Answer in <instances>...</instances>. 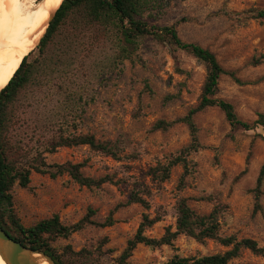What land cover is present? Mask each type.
<instances>
[{
  "label": "rangeland",
  "instance_id": "obj_1",
  "mask_svg": "<svg viewBox=\"0 0 264 264\" xmlns=\"http://www.w3.org/2000/svg\"><path fill=\"white\" fill-rule=\"evenodd\" d=\"M142 2L147 4L141 18L150 26H175L183 41L209 49L225 70L235 73L238 82L229 76L221 78L217 98L231 103L242 121L253 123L258 114H264V20L253 17V10L264 9V0ZM109 44L79 65L71 86L64 84L55 97L52 94L56 90H52L43 103L49 110L54 100L59 102V120L67 133L92 134L101 142L117 143L122 150L120 156L137 159L116 161L87 146L62 148L48 155L51 165L81 163L85 176H110L115 183L87 189L68 176L52 179L34 173L29 189H13L14 209L21 224L30 228L58 215L64 226H71L84 218L88 209L96 212L92 220L103 222L114 211L117 223L112 227L89 226L69 239L52 242L60 251L66 246L74 252L86 249L100 262L113 264L135 235L143 214L161 216L162 220L146 231L148 237L160 238L166 228L175 226L178 199H189L197 213L208 214L213 204L196 200L212 196L227 206L222 235L252 239L264 247V196L262 211L254 213L252 193L264 164V140L256 135H264V131L231 132L223 112L208 108L194 118L202 148L189 157L190 172L185 179L181 181L183 167L177 166L168 181L155 182L150 169L177 155L191 137L183 123L167 131H155L154 125L180 119L197 107L206 67L187 52L151 38L139 41L138 49L128 59L118 56L121 44ZM63 117L68 118L67 126ZM249 154L248 173L241 177ZM134 180L151 191L148 211L140 205H127L136 188ZM226 250L213 241L199 244L182 236L175 242V249L163 246L154 250L139 245L129 264H165L175 254L196 257ZM231 264H264V258L243 250Z\"/></svg>",
  "mask_w": 264,
  "mask_h": 264
},
{
  "label": "trees",
  "instance_id": "obj_2",
  "mask_svg": "<svg viewBox=\"0 0 264 264\" xmlns=\"http://www.w3.org/2000/svg\"><path fill=\"white\" fill-rule=\"evenodd\" d=\"M146 4L142 0H63L37 48L23 58L9 83L0 91V226L12 239L27 248L44 252L56 264H105L86 249L74 252L71 246H66L60 251L52 246V242L59 238L69 239L89 226L112 227L117 223L114 219L115 212L112 211L103 222L92 220L96 212L88 209L86 216L71 226H64L59 216L54 215L33 227L25 228L14 209L13 189L16 186L29 189L34 173L49 175L52 179L68 176L87 189H100L104 184L115 183L110 176L98 179L85 176L82 171L84 165L81 163L49 164L47 156L62 148L87 146L116 161L137 159V156H120L122 150L117 143L101 142L92 134L67 133L59 120V102L54 100V105L49 110H46L43 103L52 90H56L52 94L55 97L64 84L71 86L73 72L79 69V65L89 62L109 43L121 44L118 56L128 59L138 49L139 41L151 38L175 50L187 52L206 67V77L197 107L190 109L180 119L172 122L159 121L154 125L155 131H167L174 125L183 123L188 127L191 137L190 143L177 155L165 163L158 162L150 169L149 174L155 182L168 181L172 170L177 166L183 167L181 181L185 179L190 172L189 157L202 148L194 118L208 108L217 107L223 112L231 132L240 129L247 132L257 129L264 131V114H258L253 123L244 122L231 103L217 98L221 78L229 76L238 82L235 73L225 70L209 49L183 41L175 26H150L141 18ZM253 13L255 19L264 20V9L253 10ZM63 118L67 126L68 118ZM256 137L264 140L263 134H257ZM250 156L251 154L246 159L241 177L248 173ZM134 185L136 188L130 193L127 205H140L145 210H150V189L135 180ZM263 187L264 164L252 190L254 213L262 211ZM196 201L208 202L213 207L208 214H200L189 205V199H178L174 208L175 226L166 228L160 238L148 237L146 231L159 223L161 216L143 214L135 235L127 241L126 247L114 259L113 264H129L139 245L154 250L163 246L175 249V242L182 236L199 244L213 241L227 250L196 257L175 254L165 264H231L241 256L243 250L264 258V247L259 246L255 240H239L234 236L221 234L227 206L216 202L212 196ZM108 241L106 238L105 242Z\"/></svg>",
  "mask_w": 264,
  "mask_h": 264
},
{
  "label": "bare ground",
  "instance_id": "obj_3",
  "mask_svg": "<svg viewBox=\"0 0 264 264\" xmlns=\"http://www.w3.org/2000/svg\"><path fill=\"white\" fill-rule=\"evenodd\" d=\"M18 2L0 0V91L9 83L23 58L36 47L62 0ZM0 264H6L1 256Z\"/></svg>",
  "mask_w": 264,
  "mask_h": 264
},
{
  "label": "water",
  "instance_id": "obj_4",
  "mask_svg": "<svg viewBox=\"0 0 264 264\" xmlns=\"http://www.w3.org/2000/svg\"><path fill=\"white\" fill-rule=\"evenodd\" d=\"M60 5L51 15L42 37L40 38L36 47L31 52H33L39 45L41 39L45 35L47 28L49 27L51 21L53 20L56 14V11L59 9ZM0 256L2 257V259L4 260L6 264H44V263L56 264L53 261V259L47 254H45L44 252L27 248L23 246L21 243L12 239L1 228V226H0Z\"/></svg>",
  "mask_w": 264,
  "mask_h": 264
}]
</instances>
